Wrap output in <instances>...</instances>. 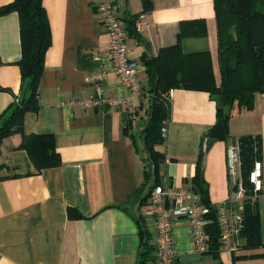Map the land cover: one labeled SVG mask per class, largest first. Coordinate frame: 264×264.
<instances>
[{"label": "crops", "instance_id": "0c3cea01", "mask_svg": "<svg viewBox=\"0 0 264 264\" xmlns=\"http://www.w3.org/2000/svg\"><path fill=\"white\" fill-rule=\"evenodd\" d=\"M10 1L0 0V6ZM110 1L125 24L129 55L140 62L142 92L132 93L119 82L107 58L109 36L95 15V0H42L51 43L38 83L37 108L25 111L22 130L0 143V264H138L145 246H152L154 256L150 202L140 204L138 198L145 164L141 130L148 106L142 56L175 44L181 32L184 52L210 53L218 82L214 1ZM141 11L147 17L137 33L133 20ZM21 53L18 13L1 14L0 116L24 94ZM100 70L105 72L102 80H88ZM116 98L119 105L107 102ZM168 101L164 141L155 145L163 155L159 176L161 182L190 187L202 143L215 122L216 101L207 91L182 88L171 89ZM229 132L226 139L213 140L205 157L210 204L216 208L230 193L226 146L242 136H257L262 189L256 207L262 244L246 246L240 236L234 252L197 254L190 227L179 217L172 228L175 264H264V92L255 93L251 109L234 112ZM30 134L50 137L59 157L56 165H34L20 145ZM138 215L145 226L143 239ZM147 264H156L155 256Z\"/></svg>", "mask_w": 264, "mask_h": 264}, {"label": "trees", "instance_id": "16d2710c", "mask_svg": "<svg viewBox=\"0 0 264 264\" xmlns=\"http://www.w3.org/2000/svg\"><path fill=\"white\" fill-rule=\"evenodd\" d=\"M213 1L217 23L218 82L210 53L184 52L181 32L175 44L160 48L156 55L142 56L147 77L148 106L147 120L141 130L145 164L144 180L138 191L140 204H144L153 187L161 183L159 163L163 155L155 150V145L164 141L161 127L168 117L171 89L203 90L209 93L216 101V113L215 122L207 131V136L217 140L228 137L229 122L234 112L241 108L251 109L255 93L264 92V0ZM10 11H16L19 16L22 50L19 65L27 83L22 97H16L18 100L14 99L8 110L0 116V143L5 136L22 130L25 111L37 108L38 83L51 43L50 26L42 0H12L0 6V15ZM236 142L240 148L243 182L249 195L252 187L248 173L259 154L260 139L257 136H242ZM20 145L28 151L38 169L59 162L49 136L24 135ZM202 157L201 150L190 179V188L209 209L206 214L210 220L206 226L208 251L216 253L219 249L216 208L210 204L208 184L201 167ZM135 220L143 239L146 231L142 218L138 215ZM240 236L245 239L246 246L262 244L256 202H245ZM151 247L145 246L138 264H147L154 258Z\"/></svg>", "mask_w": 264, "mask_h": 264}, {"label": "built area", "instance_id": "2783aa9c", "mask_svg": "<svg viewBox=\"0 0 264 264\" xmlns=\"http://www.w3.org/2000/svg\"><path fill=\"white\" fill-rule=\"evenodd\" d=\"M95 15L109 36L107 58L114 69L119 82L132 93L140 94L142 85L138 76L140 62L129 55L126 42V27L118 16L110 0H95ZM147 13L141 11L134 17L133 28L139 33L143 30ZM94 60L98 58L93 57ZM103 70L89 74V81H100L104 78ZM18 99L15 98V101ZM119 105L121 100L107 101ZM86 103H92L88 100ZM162 135L166 133V124L161 127ZM226 167L230 179V193L216 207L217 226L219 229L218 248L234 252L240 246L239 237L243 226L244 205L247 200L257 201L262 189V163L255 159L248 173L252 192L247 194L243 182L240 148L237 142L226 146ZM150 214L155 224L153 254L156 264H175L176 252L173 240V223L175 218L184 217L190 227L192 250L197 254L209 250L206 226L209 223V209L203 205L190 187H178L166 181L153 187L149 197Z\"/></svg>", "mask_w": 264, "mask_h": 264}, {"label": "water", "instance_id": "95a60500", "mask_svg": "<svg viewBox=\"0 0 264 264\" xmlns=\"http://www.w3.org/2000/svg\"><path fill=\"white\" fill-rule=\"evenodd\" d=\"M213 140H214V139H213L212 137L207 136V137L204 139L203 143H202V152H203L202 164H201L202 169H203V167H204L206 154H207L208 149L210 148V146H211Z\"/></svg>", "mask_w": 264, "mask_h": 264}, {"label": "rangeland", "instance_id": "374dc122", "mask_svg": "<svg viewBox=\"0 0 264 264\" xmlns=\"http://www.w3.org/2000/svg\"><path fill=\"white\" fill-rule=\"evenodd\" d=\"M135 133L137 134L138 132H135ZM136 134H135V135H136Z\"/></svg>", "mask_w": 264, "mask_h": 264}]
</instances>
